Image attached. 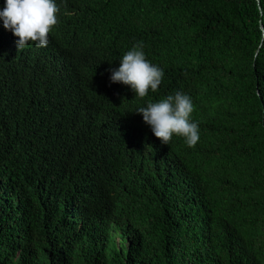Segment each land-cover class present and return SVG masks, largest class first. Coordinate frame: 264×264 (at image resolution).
Instances as JSON below:
<instances>
[{
    "label": "trees",
    "instance_id": "trees-1",
    "mask_svg": "<svg viewBox=\"0 0 264 264\" xmlns=\"http://www.w3.org/2000/svg\"><path fill=\"white\" fill-rule=\"evenodd\" d=\"M56 2L45 49L0 22V264H264V0ZM137 41L144 98L110 82ZM177 91L191 148L135 112Z\"/></svg>",
    "mask_w": 264,
    "mask_h": 264
},
{
    "label": "clouds",
    "instance_id": "clouds-1",
    "mask_svg": "<svg viewBox=\"0 0 264 264\" xmlns=\"http://www.w3.org/2000/svg\"><path fill=\"white\" fill-rule=\"evenodd\" d=\"M59 11L56 0H4L0 6V22L16 38L17 49L30 45L40 50L49 44V33L58 22ZM143 47V43L137 41L119 59V66L110 70V82L128 86L138 98L146 97L149 90L156 92L164 77V70L146 59ZM52 66L60 71L64 62L52 61ZM193 111L192 98L177 91L159 101L149 102L135 112L142 116L143 123L161 144L167 145L176 135L191 148L200 139L199 125L190 119Z\"/></svg>",
    "mask_w": 264,
    "mask_h": 264
},
{
    "label": "bare ground",
    "instance_id": "bare-ground-1",
    "mask_svg": "<svg viewBox=\"0 0 264 264\" xmlns=\"http://www.w3.org/2000/svg\"><path fill=\"white\" fill-rule=\"evenodd\" d=\"M60 30V29H59ZM58 33V32H57Z\"/></svg>",
    "mask_w": 264,
    "mask_h": 264
}]
</instances>
